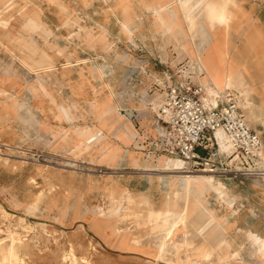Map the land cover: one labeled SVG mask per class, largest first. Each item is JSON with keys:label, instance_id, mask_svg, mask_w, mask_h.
I'll use <instances>...</instances> for the list:
<instances>
[{"label": "rangeland", "instance_id": "374dc122", "mask_svg": "<svg viewBox=\"0 0 264 264\" xmlns=\"http://www.w3.org/2000/svg\"><path fill=\"white\" fill-rule=\"evenodd\" d=\"M212 3L227 27L205 19ZM237 12L236 0H0V264H264V175L184 189L177 161L161 171L165 156L147 152L164 87L198 84L189 45L218 59L233 42L262 51ZM245 82L219 95L264 141Z\"/></svg>", "mask_w": 264, "mask_h": 264}, {"label": "built area", "instance_id": "2783aa9c", "mask_svg": "<svg viewBox=\"0 0 264 264\" xmlns=\"http://www.w3.org/2000/svg\"><path fill=\"white\" fill-rule=\"evenodd\" d=\"M178 77L164 87L155 111L157 134L148 139V155H165L179 162V170L203 172L215 177H261L264 147L250 129L243 112L229 96L206 102L205 89ZM219 130L227 150L219 148L214 132Z\"/></svg>", "mask_w": 264, "mask_h": 264}, {"label": "crops", "instance_id": "0c3cea01", "mask_svg": "<svg viewBox=\"0 0 264 264\" xmlns=\"http://www.w3.org/2000/svg\"><path fill=\"white\" fill-rule=\"evenodd\" d=\"M236 1H238V12H237L238 17L239 15L244 14V18L243 19L240 18V20H237V23L241 22L242 20H245L244 25L245 27H247V29L258 30V32L260 33V38L262 40L261 42L263 46V48L261 49L262 51H256V52L251 51L248 48L249 46L244 44L241 41L239 43L233 42L234 43L233 49L232 51L230 50V52H229V49L231 48L232 45H226V50L228 48L227 52L230 54L229 56L230 58L229 59L225 58L226 61L224 60L223 62H221L218 58L215 57L216 52L213 54L212 57H210L207 53L205 54V56H203L204 54L203 55L198 54L196 52L195 47L192 45L188 46L189 53L188 54L185 53V54L190 59L194 60L195 62L197 60L200 61V58L203 59L202 61L205 66V68L203 69L201 68L202 64L199 63L198 61L196 62L197 68L200 71L199 73L201 74L200 77L198 78L199 79L198 84L202 85L203 88L205 89L206 91L205 96H206V99L209 98L208 101H210V99L213 98L214 95L211 94L210 96L208 94L207 89H206L207 84H210L208 86L212 87L213 91L216 89L215 92H218V94L216 95L218 97L220 96L219 92H221L224 88H230L232 86H233L232 88H234V91L241 96V93H239V90L242 85L241 84L242 80L246 81L245 84L251 85L254 88V91L250 94V98H251L250 112H251L252 118L258 119L255 109L264 110V105H263L264 104V43H263L264 27L262 25L263 24L262 21L259 19L260 8L256 0H236ZM219 40L222 41L223 39H221L220 37ZM198 48L200 49L201 47H198ZM213 80H217L221 82V84H223L222 82H225V87L224 85L222 86L221 84H220V87H216L212 83ZM228 82H229V86H228ZM162 96L163 95H161V97ZM238 102H241V101L238 99L237 105H238ZM260 139L264 147V141L262 140V137H260ZM108 158L114 159V156H111ZM166 158L168 159V157L165 156L157 160L156 165H155L159 167L157 169H161V171H163L162 161ZM130 159H131L132 165L134 166L139 165V159L137 157L135 158V160L133 158H130ZM146 163L143 164V167H144L143 170L150 171V170L156 169V168H147V167L145 168L146 165L151 166L149 162H146ZM254 182L257 184L260 181L258 179H254ZM244 224L248 225L247 221Z\"/></svg>", "mask_w": 264, "mask_h": 264}, {"label": "bare ground", "instance_id": "6f19581e", "mask_svg": "<svg viewBox=\"0 0 264 264\" xmlns=\"http://www.w3.org/2000/svg\"><path fill=\"white\" fill-rule=\"evenodd\" d=\"M165 8H166L165 5H162V10L161 11H158V10L155 11L154 10V17H155L156 20H162L163 19L164 12L166 10ZM207 8L208 9L206 10L205 19L208 21L210 27L220 26L221 24L227 27V25L231 22V18L228 17L225 14V12L220 9V6L219 5H216V4L212 3ZM123 10H124V12L127 11L126 9H123ZM173 18L176 21H179L180 20V17L178 15H175L174 13H173ZM197 19H198V17L197 18H193V20L191 22L187 23L186 31H189L187 29H190L193 26V24L195 23V21ZM201 19H203V18H201ZM167 30L170 31V28L167 27ZM170 39H174V41H175V43L177 45H178V43H180V42H178L179 41L178 38L173 37V38H170ZM179 45H178V47H179ZM222 56L224 57L225 54L222 55ZM222 56L219 55V59H220L221 62H223L225 60V58H221ZM198 62H202L201 61V58H200V61H198ZM203 68H205L204 63H203L202 69ZM213 74H214V72H213ZM212 83L216 87H220V84H221V82H218L216 80H213ZM222 83L223 84H221V85L222 86L224 85V87H225V82H222ZM208 85H210V84H207L206 87L209 88V90H211L212 88L210 86H208ZM228 86H229V82H228ZM214 103H215V100L212 102V104H214ZM214 134H215L216 138H218L219 141H220V143H219L220 149L221 150H227L228 149V144L226 143V141H225L222 133L219 130H216L214 132ZM168 166L171 167V169H173L172 174H180L178 176H171V177H174L175 179L177 178L178 180H180V185L184 189H186L187 187L190 188V186L198 187V188H201V189H204V190H211V189L214 188L212 186V184H211V181L213 179V176H211L212 174L203 173V172L187 173L185 171H181V170L178 169L179 168V164L177 162H174V161H168ZM197 173H199V174H197ZM167 213H169V211H166V214Z\"/></svg>", "mask_w": 264, "mask_h": 264}]
</instances>
